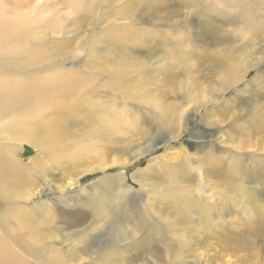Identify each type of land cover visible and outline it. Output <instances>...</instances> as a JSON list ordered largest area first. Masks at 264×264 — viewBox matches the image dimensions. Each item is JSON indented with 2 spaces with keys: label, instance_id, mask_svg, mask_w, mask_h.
Instances as JSON below:
<instances>
[{
  "label": "rangeland",
  "instance_id": "obj_1",
  "mask_svg": "<svg viewBox=\"0 0 264 264\" xmlns=\"http://www.w3.org/2000/svg\"><path fill=\"white\" fill-rule=\"evenodd\" d=\"M69 1L75 0H53L46 16L51 17L66 11ZM89 2L91 10L88 12L79 10L80 14L72 15L65 24L63 32L56 35L55 39L39 42V39L32 38L27 44L16 43L13 47H10V43L6 48L11 50L0 52V63L20 68V61L24 64L26 56L32 54L38 45L65 55L80 51V46L92 33L90 39L92 48L82 51L80 58L67 60L63 65L64 70L67 69L72 76L73 70L92 76L96 81L95 86L101 91L96 97L107 99L112 97L111 95L115 96V92L119 90L123 92L126 77L133 80V86L138 85L143 90L147 89L145 94L153 96L147 100L143 114L131 112L133 122L128 124L120 121L121 106L109 101L110 107L107 110L113 114V120H118L114 127H107L106 124L109 122L103 120L101 116L103 113L90 103L88 98L90 90L86 96L79 97L77 108L81 110L80 115L72 117L63 108H60L59 112L54 110L55 115L61 114L68 118L62 127H50V131L58 135L60 141L63 135L66 136L62 142L68 157L87 156L85 155L89 149L87 143L98 142L104 145L108 156L115 158H118L125 149L130 148L128 145L132 143H136L135 145L141 143L143 147L152 141V137L153 139L159 137L157 141L161 143L160 137L167 129L155 125L168 123L169 117L159 112L168 108L156 107L155 98L160 105L171 103L182 86L178 85L180 89L174 91L171 85L174 84L173 81L187 80L189 76L186 70L189 65L193 64L191 74L194 75L196 83H201L203 85L201 87L212 85L218 91L217 80H220V74L228 58L234 60L241 53L239 52L241 39H248L251 42V47H248L251 54L263 49L262 30L256 26H249L248 20H252V17L248 14L252 13L254 21L262 19L264 0H89ZM0 4L7 10H11L8 6L18 4L16 12H20V0H0ZM101 14L103 19L115 17L117 21L125 23L123 38H111L108 45H104L105 39L102 37L100 26L97 25ZM135 14L145 21L141 19L143 24L129 26ZM112 28L122 34L121 24L118 26L113 24L109 28V34ZM4 33L9 36L15 34L12 31H4ZM161 35L166 39L163 40ZM112 43H116V48L113 49ZM90 50L93 52H89ZM131 52L132 54L134 52L133 59L128 62L131 65L118 67L116 73L102 68L105 63H110L112 57ZM103 60L100 72L96 64ZM136 61L142 64L135 65ZM263 65L259 69L251 70L244 82L242 81L237 87L229 89L223 98L224 101L204 108L197 118L190 120L188 130L180 138L185 144L176 141V144L168 145V148L188 146L186 141L191 139L189 137L194 128L209 135L206 138L207 143L214 142V137L219 136V141L223 143L222 148L215 145L219 156L225 158L226 164L234 166L235 177L241 175L242 182L240 178L233 180L214 177V181L199 192L197 183L191 186L185 179L181 164L175 163L176 167L172 168L170 163L163 160L161 154L167 150L154 153L150 151L140 163L128 165L125 172L134 186L139 187L136 181L145 179L155 187L156 194L150 198L149 207L161 214L159 217H164L160 223L152 224L144 209L123 213L116 206V196L114 200L112 199L113 202H108L111 218L108 221H104L102 216L99 218L104 208L101 203L93 206L88 204L83 208L78 200L68 198L69 195H73L76 199L84 194L94 196L99 185L98 181L106 174L117 173L120 168L109 170L106 174L101 171L97 174L85 173L67 195L62 192H50V196L45 193L40 199L37 198L38 196L35 197L34 203L30 204L35 213L30 214L28 218L21 215L22 218L30 221L32 217L36 229H46L51 225L60 228L66 226L62 220L67 216V212L85 210L86 221L74 223L77 226L70 230L82 229L87 225L88 238L81 239L85 233L65 234L64 240L52 244L57 250L56 253L62 255L96 248L106 241L102 244V251L125 252L124 254L129 257L127 261L129 264H264L263 203L260 208L261 202L264 201L258 194L264 195V135H249L244 127L246 124L249 126L255 116L259 117L264 113V83H261L264 78L256 79L253 85L246 86L255 75H264ZM7 73L9 72L0 69V76ZM110 90L114 94H107ZM150 112L153 113L152 116ZM203 114H206V120L203 122L205 124L200 121ZM215 119L218 122H214ZM199 122L202 125L198 126ZM67 125L69 127H65ZM93 128L101 135V139L96 136V132L93 134L90 131ZM212 134L215 136L213 137ZM222 135L225 136L224 139H221ZM22 146V149L20 147L17 151V158L22 165L30 166L31 160L40 155L41 147L33 148L27 143H22ZM208 148L204 149V146L197 145L189 149V152L195 157L202 156L201 151L204 149V152H207ZM133 149H136V146ZM50 154L55 152L52 151ZM158 157L160 160L156 159L153 162ZM91 162L94 163L89 159L81 161L86 167ZM60 165L63 166L64 163ZM42 166H48L45 170L50 168L49 164H44L39 165L35 170L41 171ZM147 166L150 172L138 171L137 175L140 176H136L135 181L132 178L133 172L137 168ZM50 175L53 182L45 179L47 183L43 179H38L47 188L52 183L63 184L67 178V175L60 177L56 171ZM27 177L29 178V175ZM30 177L34 179L39 175L32 173ZM91 184L93 188L83 189ZM60 195L66 196L55 203L53 209L54 214L56 213L55 219L40 214L41 211L35 206V201L47 197L57 198ZM106 198L109 201L111 199L108 195ZM71 204H76L78 208H72ZM4 207L6 208L0 199V211ZM144 222H146L145 226H143ZM177 222L179 224L174 235ZM258 233L262 236L257 240ZM240 238H247L250 244L255 243L254 249L236 251L229 246L228 249L225 248V240L235 243V240L238 241ZM8 240L7 243L22 257H27L29 249L35 248L32 240L21 231L20 236H11ZM137 251L140 253L138 256Z\"/></svg>",
  "mask_w": 264,
  "mask_h": 264
},
{
  "label": "bare ground",
  "instance_id": "obj_2",
  "mask_svg": "<svg viewBox=\"0 0 264 264\" xmlns=\"http://www.w3.org/2000/svg\"><path fill=\"white\" fill-rule=\"evenodd\" d=\"M52 2L53 0H20V12H16L18 4H16L17 6H8L14 12L5 9L0 4V52L11 50L6 48L10 43V47H13L16 43H20V45L27 44L32 38L39 39V42L55 39L56 35L63 32L65 24L71 19L72 15L80 14L79 10L84 12L91 10L89 0H75L67 2L68 8L66 11L47 17L46 15L49 13V7ZM102 15H99L97 25L100 26L102 37L105 39L103 43L107 46L110 42L109 39L123 38L125 23L117 21V19H114L115 17L103 19ZM248 16L252 17V20H248L249 26H256L259 30H262L263 49L257 48L259 51H254L251 54L248 50V47H251V42L248 39H241V50L239 51L241 53L234 60L228 58L220 74V80H217L218 91L212 85L201 87L203 86L201 83H196L194 75L191 74L193 64L189 65L186 70V74L189 76L187 80L173 81L174 84L171 85L174 91H178L181 88L171 103L160 105L155 98L156 107L168 108L159 111L169 117L168 123L166 125H155V127H165L167 129L160 137L162 142L159 143L157 141L159 137H154V139L152 137V141L143 147H141V143L137 145L132 143L128 145L130 148L125 149L118 158L108 156L105 146L98 142L97 144H86L87 146L89 145V149H87L85 154L87 156L81 158L68 157L63 149L64 143L62 142L66 136L63 135L60 141L58 139L59 136L50 131V127H62L65 124L64 122H66L65 120H68L67 116L55 115V112H59L60 108L68 111L72 117L81 114V110L77 108L79 106L78 100L80 96H86L89 90V101L93 107L103 113L101 115L103 120L109 122L106 124L107 127H114V124L118 123V120H113L111 111L107 110L110 107L109 101H114L121 106L119 110H121L122 119L120 121L128 124L133 122L131 112L143 114L147 100L153 97L145 94L147 89L143 90L138 85L133 86V80H129L127 77L125 83H123L124 78L122 79L123 92L119 90L115 92V96L111 95L112 97L107 99L105 97H96L101 91L95 86L96 81H94L92 76H88V73H82L81 71L75 72L76 70H73L72 76L67 69L64 70L63 65L67 60L80 58L82 51L92 48L90 46L92 33L88 36L85 43L80 46V51L64 55L57 51L46 50L38 45L32 54L26 56L27 59L24 60V64L20 61V68L9 67L0 63V69L9 72L0 76V199L6 206L0 211V264H129L127 263L129 257L124 254L125 252H117L115 250L116 252L114 253H107L104 252L105 250L102 251V244L106 241L96 246V248H89V250H80L67 255L56 253L57 250L52 244L64 240L63 236L69 232L76 234L85 233L81 239L88 238L89 233L86 232L89 231V228L87 225L82 229L70 230L72 227L77 226L74 223L86 221L85 210H74L73 213L66 211L67 216L62 220L66 226H60V228L56 225H51L46 229H36L32 217L30 221L22 218V216L28 218L30 214L35 213V210L30 206L31 203H34L35 197L38 196L37 198L40 199L43 194L47 193L46 195H49L50 192H62L67 195V193L71 192V188L80 182L81 176L85 173L97 174L101 171L106 174L109 170L120 168L117 173L106 174L104 178L98 181L99 185H97L94 196L84 194L79 199H76L73 195H69L68 198H73L74 201L78 200L83 208L88 204L93 206L96 203H101L102 208H104L101 210L99 218L102 216L104 221H108L111 219L108 202H113L112 199L114 200L116 196V206L120 211L126 213L144 209V211H147L148 218L152 224L160 223L164 220V217H159L161 214L149 207L150 198L153 194H156L155 187L145 179L135 180L136 176H140L137 175L138 171L150 172L149 166L137 168L132 174V178L139 184V187L134 186L133 182L130 183L129 177L125 172V168L128 165L140 163V160L144 159L150 151L154 153L167 150V153L161 154L163 160L166 163H170L172 168L176 167L175 163L181 164L185 179L191 186L197 183L199 192L209 186L214 181V177L233 180L240 178V182H242L241 175L235 177L234 166L226 164L225 158L219 156L218 148L215 147L217 145L222 148L223 143L219 141V136L214 137L215 135L212 134L214 142L207 143L206 138L209 135L194 128L189 137L191 139L186 141L189 144L188 146H169L168 148V145L171 143L176 144V141H180L181 136L188 130L190 120L197 118L204 108L221 102L229 89L237 87L242 81L244 82L251 70L259 69L264 64V17L254 21L252 13H249ZM141 19L145 21L144 18H139L135 14L129 26L143 24L144 22ZM113 24L115 26L121 24L122 34L118 33L119 31L115 28H112L111 31L117 32L109 34V28ZM4 31H12L15 34L9 36ZM161 38L163 40L166 39L164 35H161ZM111 45L113 49L116 48V43ZM89 52L93 51L90 50ZM21 54L22 47L20 50ZM133 54L132 52L129 54H118L111 58L110 63H105L102 68L116 73L118 67L131 65L128 62L133 59ZM104 60L96 64V68L100 72V65ZM139 63L142 64V62L136 61L135 65ZM262 77L264 78V75H255L250 82L248 81L249 83L246 86L253 85L256 79H261ZM261 83H264V80ZM178 85L182 86L179 88ZM107 94H114V92L110 90ZM150 115L152 116L153 113L150 112ZM239 115L241 116V113ZM205 116L206 114H203L200 120L202 123L206 120ZM214 122H218V120L215 119ZM246 123L248 122L246 121ZM198 124V126L202 125L201 122ZM244 127H246L249 135H264V113L259 117L255 116L249 126L246 124ZM54 129L59 131L56 128ZM90 131L93 134L96 132V136L101 139V135L94 128ZM224 138L225 136L222 135L221 139ZM22 143H27L33 148L41 147L40 155L31 160L30 166L22 165L17 158V151L20 147L22 149ZM179 143L185 144L183 141ZM197 145L200 147L204 146V149L206 147L209 148L207 152H204V149L201 151L202 156L195 157L189 152V149ZM135 146L136 149H133ZM52 151L55 154H50ZM86 159L93 160L95 164L91 162L88 167L83 166L81 161ZM156 159L160 160V157L155 158L153 162ZM229 159L232 158L229 157ZM60 163H64V165L62 166ZM44 164H49L50 168L45 170L48 166H42L41 171L37 172L35 170L39 165ZM55 171L60 177L67 175L63 184L52 183L47 188L38 180L43 179L44 182H47L45 181L47 179L53 182L50 174H54ZM32 173H36L39 177L32 179L30 177ZM26 174L29 175V178ZM175 174L177 175V171ZM204 184L206 185L204 186ZM93 185L96 184L93 183ZM93 185H87L83 189L93 188ZM213 186L218 187V185ZM258 194L262 196L261 200L264 201V195ZM66 195H60L57 197L58 199L47 197L44 200H37L35 201V206L41 211L40 214L55 219L56 213L54 214L53 211L55 203ZM106 195L111 197L110 201L106 198ZM262 203L264 205V202H261L260 208L263 206ZM71 206L72 208H78L76 204H71ZM12 220L13 222H11ZM178 224L177 222L175 225L174 235ZM145 225L146 222L143 223V226ZM20 231L32 240L35 248L39 246L36 249H29L27 257L20 256L7 243L9 237L20 236ZM261 236L262 234L258 233L256 239H260ZM225 243L226 249L229 246L232 249H236V251L253 250L255 245V243L250 244L247 238L235 240V243L225 240ZM113 247H115V244ZM136 254L138 256L140 253L137 251Z\"/></svg>",
  "mask_w": 264,
  "mask_h": 264
}]
</instances>
